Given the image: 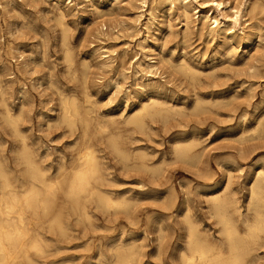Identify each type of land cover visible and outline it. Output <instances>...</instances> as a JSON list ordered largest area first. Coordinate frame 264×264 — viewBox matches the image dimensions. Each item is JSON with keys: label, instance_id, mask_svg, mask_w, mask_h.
<instances>
[{"label": "rangeland", "instance_id": "1", "mask_svg": "<svg viewBox=\"0 0 264 264\" xmlns=\"http://www.w3.org/2000/svg\"><path fill=\"white\" fill-rule=\"evenodd\" d=\"M188 12L186 25L178 3L168 9L149 2L141 6L139 0H0V159L9 176L26 177L19 159L23 147L50 178L70 173L83 150L91 148L99 166L92 186L127 202L124 208H106L95 195L81 194L76 205L64 195L63 184L51 213L40 224L30 220L43 234L42 252L15 254L13 264H117L116 251L125 245L134 250L132 264H181L183 212L215 234L218 225L208 214L206 196L222 186L236 199L241 216L252 218L249 185L255 171H264V137L254 132L259 121L264 126V46L208 34L201 29L200 12L192 7ZM244 18L245 25L256 22ZM235 30L241 35L238 26ZM258 34L264 37V27ZM143 53L155 57L156 63H149L158 66L154 75L137 66ZM61 100L75 102L73 124L63 120ZM150 101L167 111L143 113V125L130 122ZM110 138L123 156L110 148ZM175 140L192 145L200 161L193 165L176 158ZM58 210L63 230L48 223ZM259 242L252 264H264V234Z\"/></svg>", "mask_w": 264, "mask_h": 264}, {"label": "bare ground", "instance_id": "2", "mask_svg": "<svg viewBox=\"0 0 264 264\" xmlns=\"http://www.w3.org/2000/svg\"><path fill=\"white\" fill-rule=\"evenodd\" d=\"M148 2L150 3L151 6H155V7L167 6L168 9H170L171 7H174L175 3H178L179 8L181 10V15H182V17L184 19V23L186 25L189 22L188 21L189 20L188 9L190 7H192L196 11L200 12V15H201L200 19L202 21L201 29H205L208 34L221 33L225 38H227L230 41H233L234 36H238L241 39L244 38L245 42H247L250 45L252 44L254 47H257L258 45L264 46V37H261V35L258 34L261 31L262 27H264V0H241L242 3L240 2L239 4L234 5V6L233 5L229 6V4L227 2H225L224 0H139V3L141 6L147 5ZM199 7L200 8L201 7H204V8L207 7V9L206 10L197 9ZM210 10H212V12H210ZM227 10H229L230 12H227ZM17 11L19 12V10H17ZM104 12H102V13H104ZM246 15L248 16V19L249 18L255 19L256 20L255 24L251 25L250 23H247L245 25L246 19L244 17ZM24 18H26V16ZM242 18H244V19L241 21ZM25 21H24V23H25ZM21 24H22V22H21ZM103 24H102V26H103ZM199 24H198V27H199ZM236 26H238V29H239L241 35H236V30H235ZM130 27H133V26H130ZM245 28H249L250 30L256 31V35H252L249 31L244 32ZM12 34H10V35H12ZM163 36H162V38H163ZM65 45H66V43H65ZM152 48H153V46H152ZM104 49L105 50L103 52V55L108 57L110 51L106 48H104ZM65 53H67V52H65ZM59 57H61V55ZM63 61H65V60L63 59ZM65 62H67V61H65ZM120 62H121V60H120ZM143 63L145 65L144 68L142 67ZM149 63H156V59H155V57L148 56V54H145V53H143L141 59L137 60V66L140 67L141 70H144V71L148 72L149 74L154 75L158 66L156 67L155 64H149ZM173 63L176 64L175 61H173ZM181 63H182V61H180L178 66H180ZM184 63L185 62H183V64ZM35 65H36V63H35ZM64 66H66V65H64ZM186 67H189V66H186ZM176 68H174V70H176ZM153 69H155V70L152 71ZM189 69H190V71L191 70L193 71V69H191V68H189ZM64 71H66V70H64ZM138 71L139 70H136V72H138ZM190 71H188V72H190ZM186 72H185V75H186ZM189 74H188V78H190L192 76L190 74V77H189ZM81 75H82V72H81ZM262 76H264V75H262ZM192 78L193 77H191L190 79H192ZM86 79L84 81H86ZM1 80H2V78H1ZM40 85H42V83H40L39 86ZM55 88L57 89V87H55ZM61 97H62V95H61ZM237 97H239V96H237ZM230 98H232V97H230ZM4 100H6V98ZM69 101H67V100H64V102L62 100L60 101V103L63 102V115H62V117H63V120L66 121V123H68V125L73 124L75 117L78 115V109H77L75 102L71 101V100H69ZM155 102L156 101H150V103H146V104L143 103L141 105V107H139V109H137L132 115H130L129 121L134 122L137 125H141L143 113H146L148 115L149 114H162L163 111H165V110L167 111L166 108H162V107L161 108L159 107L158 109L154 108L153 106L157 104ZM230 102H231V100H230ZM1 103H3V102H1ZM221 103H222V101H221ZM219 104H220V102L218 103V105ZM221 107H223V106L221 105ZM150 108L152 110H150ZM93 109H94V107H93ZM196 109H197V107H196ZM229 109H231V108H229ZM194 110H195V108H194ZM201 110H203V107L201 108ZM192 112H194V111L192 110ZM176 114H178V113H176ZM27 115H28V113H27ZM98 115H99V113H98ZM6 116L9 119V122H11L10 120L13 119L11 117V115L7 113ZM260 118H262V115L260 116ZM125 120H126V118H125ZM123 123H125V122H123ZM126 123H127V121H126ZM100 125L102 127L101 123H100ZM257 125L261 128H258V126H256V129L254 130V132L257 134V137L258 136L264 137V126H261L260 121L257 123ZM103 128H105V126H103ZM241 130H242V128H241ZM133 132H135V131H133ZM15 135H17V134L15 133ZM252 135H253V133L250 134L251 137H252ZM68 137H70V136H68ZM251 139H253V138H251ZM74 141H75V139H74ZM240 141H241V139H240ZM71 143H74V142H71ZM201 143H202V141H201ZM109 144H110V148L115 150L118 154H121L122 156L124 155L123 152L116 145V142L114 140H112L111 138L109 139ZM173 144L174 145H173V152L172 153L174 154V156L176 158L181 159L183 161H190L191 163H193V162L198 163L200 161L199 160L197 162L200 154L192 152V145L188 144L185 141H181V140H178ZM239 145H241V144H239ZM141 151H143V150H141ZM200 152H201V150H200ZM96 157L97 156L94 155V152L91 148H86L85 150H83V152L81 153V155L79 157L78 165L74 166L71 169L70 173L64 172L63 174H61L62 176L60 178H58V177H55V178L47 177L46 171L43 170L39 166V164L32 158V156L28 152V150L24 147L19 151V159L26 165V168L24 170V172L26 174L25 178H20V177H16V176L10 177L9 173H8L9 170L7 171L5 169V167H4L5 164L3 165V162L0 159V264H13L15 254H18V253H19V255L22 254L23 256L28 257V255H27L28 250H34L35 252H42V241H44L43 234L39 231V229L32 227L30 220H34L35 224H40L42 222L41 217L47 216L48 214L51 213V207H52L53 201H54L55 196H56V191H58L60 188H63V184L65 186L63 188L64 189L63 193L67 198L69 197L74 201V203L72 202L73 204L78 205L77 204L78 197L81 194H86L88 196L95 195L97 197V200L101 203V205H103L106 208H124V207H126L127 202L124 199L113 198L110 195H107L106 193L105 194L101 193L99 190H97L96 188H94L92 186V181L97 180L99 178V166H98V162L96 160ZM190 162H189V164H191ZM131 163H133V162H131ZM164 163H163V165H164ZM181 163H182V161H181ZM132 165L134 166V164H132ZM193 165H194V163H193ZM43 166H45V165H43ZM191 166H192V164H191ZM196 166H198V165H196ZM157 167H155V169ZM156 170H158V169H156ZM233 170H235V169H233ZM151 177H152V175H151ZM224 179H226V178H224ZM227 179H228V177H227ZM226 184H228V183H226ZM109 193H111V192H109ZM238 200H239V198H238ZM94 201H95V199H94ZM206 201L208 202V214H209V216H211L214 219V224L218 225L216 233L214 234L212 232H209L206 229H203V227L199 221L197 222L196 220H194L191 217V215L187 214L186 211L183 212L182 216L184 218L183 220L185 221L184 225H185L186 232H185V246H184V248H181L179 251L180 263L181 264H252V258H253V255L259 246L261 234H264V171H261V170L255 171L253 179L249 185L248 197H247V208L252 210V212H253L252 218H248L247 216L246 217L241 216V214L239 213V208H238L239 205H237L236 199L233 197L232 194H229L227 192L226 187L222 186V188H216V189L210 191L209 194H207V196H206ZM69 202H71V201H69ZM90 202H92V201H90ZM128 206H129V203H128ZM60 208H61V206H60ZM70 208H71V205H70ZM75 208H76V206H75ZM62 213H63V211H62ZM66 213H68V212H66ZM235 213H237L239 215L238 219L235 217ZM27 214H29V217L27 216ZM85 214H86L85 216L88 217L87 216L88 213H85ZM60 216H61V213L58 210L57 213L52 214L51 217L48 218V223H49L50 227L57 226V230H58V227L61 230H63V227L61 225L62 219H60ZM76 217H74V218H76ZM86 219H88V218H86ZM86 221H88V220H86ZM158 221H159V219H158ZM240 222H241V225H243L242 226L243 229L241 228V225L239 224ZM87 224L89 225V223H87ZM64 231H65V229H64ZM160 232L161 231H159V233ZM61 233H62V231H61ZM141 235H140V237H141ZM158 237H160V236H158ZM153 239H154V237H153ZM128 243H130V242H128ZM46 244H47V242H46ZM156 247H157V245L155 246V248ZM155 250H157V249H155ZM47 252H48V250H47ZM163 255H164V253H163ZM256 255L258 257V254H256ZM133 256H135V255H134V250H133L132 246H126L125 245L123 247H120L116 251V262H117V264H132ZM159 258H162V257H159ZM255 259H257V258H255ZM138 262H139V260H138ZM255 262H256V260H255ZM262 262H264V261H262Z\"/></svg>", "mask_w": 264, "mask_h": 264}]
</instances>
